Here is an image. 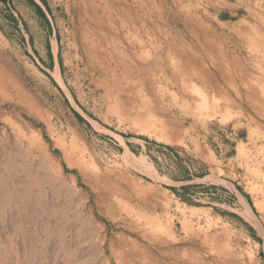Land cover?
Wrapping results in <instances>:
<instances>
[{"label":"rangeland","instance_id":"374dc122","mask_svg":"<svg viewBox=\"0 0 264 264\" xmlns=\"http://www.w3.org/2000/svg\"><path fill=\"white\" fill-rule=\"evenodd\" d=\"M0 226V264H264V0H0Z\"/></svg>","mask_w":264,"mask_h":264},{"label":"bare ground","instance_id":"6f19581e","mask_svg":"<svg viewBox=\"0 0 264 264\" xmlns=\"http://www.w3.org/2000/svg\"><path fill=\"white\" fill-rule=\"evenodd\" d=\"M92 16V15H91ZM90 30V29H89ZM92 32V31H91ZM126 66V70L129 71L131 70V66L129 64L125 65ZM205 81V79H204ZM216 85V84H215ZM218 85V84H217ZM214 86V85H213ZM218 88V87H217ZM223 88V87H222ZM224 89V88H223ZM219 92L220 94H222L223 90H221L219 88V91H216V93ZM224 92H225V89H224ZM226 93V92H225ZM225 95V94H224ZM216 96V95H215ZM221 96V95H220ZM213 97V96H212ZM211 97V98H212ZM222 97V96H221ZM233 97V96H232ZM242 97V96H241ZM226 98V96H225ZM235 98V97H233ZM231 99V98H230ZM237 99V98H235ZM234 99V100H235ZM222 100V101H221ZM220 101L219 100H214V101H211V108L213 110H217V111H220L219 109L222 108V105H225L227 106L229 103V101H226L223 99H221ZM224 100V101H223ZM246 100V99H245ZM243 101V100H242ZM248 101V100H247ZM235 102V101H234ZM209 103V102H208ZM237 103V102H236ZM239 105V103H238ZM249 105V104H248ZM240 106V105H239ZM260 106V105H259ZM209 110V109H208ZM70 148V147H69ZM28 184V183H27ZM6 187V186H5ZM15 191V190H14ZM26 192V191H25ZM24 192V193H25ZM7 193V192H6ZM15 195V193H14ZM32 199V198H31ZM14 201V200H13ZM27 201V199H26ZM13 205V204H12ZM13 207V206H12ZM14 208V207H13ZM23 208V207H22ZM18 210V209H17ZM15 212V210H14ZM16 214V213H15ZM17 215V214H16ZM44 215V214H43ZM10 225V223H9ZM8 226V224H7ZM12 225H10L11 227ZM91 226V225H90ZM90 226H87V227H90ZM1 227V226H0ZM9 227V226H8ZM7 227V228H8ZM14 227V226H13ZM12 229V228H10ZM13 230V229H12ZM18 230V229H17ZM53 230V229H52ZM20 232V230H19ZM85 232V231H84ZM90 232V231H89ZM1 233V232H0ZM2 234V233H1ZM39 234H42L39 233ZM82 235V234H80ZM5 236V235H3ZM53 236V235H52ZM38 238V237H37ZM41 238V237H40ZM46 238V237H45ZM80 238V237H79ZM78 238V239H79ZM82 238V237H81ZM91 238H93L91 236ZM53 239V238H52ZM4 241V240H3ZM24 241V240H23ZM37 241V240H36ZM42 241H43V238H42ZM41 241V242H42ZM51 241V240H50ZM55 241V240H54ZM75 241V240H74ZM44 242V241H43ZM53 242V241H52ZM138 242V241H137ZM35 243V242H34ZM80 243V242H79ZM91 243V241H90ZM38 244V243H37ZM47 244V243H46ZM81 244V243H80ZM139 244V243H138ZM89 245V244H88ZM95 244H93L94 246ZM98 245V246H97ZM97 248L99 247L98 251L100 250L102 252V254L104 255V257H107V264H113V263H116V264H153L150 259H148V257H146V255H144L143 253L133 249V248H128V249H125L124 247H120V246H117L113 243H111L107 237L104 235L101 239H99V243L97 244ZM48 246V244H47ZM41 247V246H40ZM40 247H38V249L40 250ZM130 247V245H129ZM134 247V246H133ZM127 248V247H126ZM63 249V248H62ZM82 250V249H81ZM84 250V249H83ZM42 251V250H40ZM95 251V250H94ZM39 253V251H37ZM60 252V251H59ZM81 252V251H80ZM62 253V252H61ZM26 255V254H25ZM38 256V255H37ZM59 258V257H58ZM32 259V258H31ZM63 259V258H62ZM98 260V259H97ZM38 261V260H36ZM45 261V260H44ZM59 261V260H58ZM39 263V262H38ZM59 263V262H58ZM57 263V264H58ZM61 263V262H60ZM157 264V263H156Z\"/></svg>","mask_w":264,"mask_h":264},{"label":"trees","instance_id":"16d2710c","mask_svg":"<svg viewBox=\"0 0 264 264\" xmlns=\"http://www.w3.org/2000/svg\"><path fill=\"white\" fill-rule=\"evenodd\" d=\"M78 115H79V114H78ZM79 117L81 118L80 115H79ZM184 188H185V189H188L189 186H184ZM174 190H175V192L178 193L179 195H183L182 193H180V192L177 190V188H174ZM187 201L191 202L190 200H187Z\"/></svg>","mask_w":264,"mask_h":264},{"label":"crops","instance_id":"0c3cea01","mask_svg":"<svg viewBox=\"0 0 264 264\" xmlns=\"http://www.w3.org/2000/svg\"><path fill=\"white\" fill-rule=\"evenodd\" d=\"M36 5H37V7H39L40 10H42L38 4H36Z\"/></svg>","mask_w":264,"mask_h":264}]
</instances>
